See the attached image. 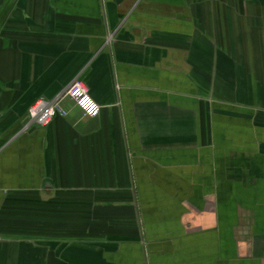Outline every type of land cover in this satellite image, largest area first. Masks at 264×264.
Segmentation results:
<instances>
[{
  "label": "crops",
  "instance_id": "obj_1",
  "mask_svg": "<svg viewBox=\"0 0 264 264\" xmlns=\"http://www.w3.org/2000/svg\"><path fill=\"white\" fill-rule=\"evenodd\" d=\"M0 264H264V0H0Z\"/></svg>",
  "mask_w": 264,
  "mask_h": 264
},
{
  "label": "built area",
  "instance_id": "obj_2",
  "mask_svg": "<svg viewBox=\"0 0 264 264\" xmlns=\"http://www.w3.org/2000/svg\"><path fill=\"white\" fill-rule=\"evenodd\" d=\"M65 100L72 101L85 115L92 116L99 108L98 104L91 98L84 83L75 79L53 98H39L34 101L27 109L26 127L46 126L54 116L66 115L67 111L63 106Z\"/></svg>",
  "mask_w": 264,
  "mask_h": 264
},
{
  "label": "snow or ice",
  "instance_id": "obj_3",
  "mask_svg": "<svg viewBox=\"0 0 264 264\" xmlns=\"http://www.w3.org/2000/svg\"><path fill=\"white\" fill-rule=\"evenodd\" d=\"M92 107H94V106H92ZM91 110V109H90Z\"/></svg>",
  "mask_w": 264,
  "mask_h": 264
}]
</instances>
